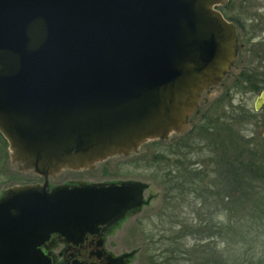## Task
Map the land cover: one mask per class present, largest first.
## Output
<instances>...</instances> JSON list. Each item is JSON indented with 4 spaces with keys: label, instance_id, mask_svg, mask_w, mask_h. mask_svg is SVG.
<instances>
[{
    "label": "water",
    "instance_id": "obj_1",
    "mask_svg": "<svg viewBox=\"0 0 264 264\" xmlns=\"http://www.w3.org/2000/svg\"><path fill=\"white\" fill-rule=\"evenodd\" d=\"M224 1L0 0V134L44 178L0 197V264H66L44 252L53 235L77 245L143 203L133 183L46 180L185 128L235 58ZM98 246L97 262L68 264H125Z\"/></svg>",
    "mask_w": 264,
    "mask_h": 264
},
{
    "label": "rangeland",
    "instance_id": "obj_2",
    "mask_svg": "<svg viewBox=\"0 0 264 264\" xmlns=\"http://www.w3.org/2000/svg\"><path fill=\"white\" fill-rule=\"evenodd\" d=\"M243 1L233 0L227 12L223 11L226 0L217 7L224 18L244 24L247 34H240L236 28L237 48L229 71L200 93L182 131L147 140L126 155L109 156L78 169L64 168L47 177L49 185L81 180L95 184L133 183L143 187V203L129 210L102 241L107 254H128L125 264H150L155 256L161 262L166 255L164 250L171 248V244H178L171 249V255L177 260L185 254L193 258L199 250H215L229 260L242 259L250 247V252L264 259L263 184L245 179L237 187L230 180L226 165L223 175L212 171V162L218 161L220 154L224 155L227 150L231 157L233 153L228 141L224 143L223 139L231 134L225 122V116L231 113L230 104L250 110L251 116L244 122L239 120L236 132L252 140L261 158L256 162L264 166V102L258 111L254 109L256 98L264 91V0H246L248 5ZM234 10L239 15L232 13ZM255 67L263 78V87L255 92L235 87L239 73ZM236 127L229 128L235 132ZM215 176L229 177L216 181ZM43 183V177L32 169H23L13 159L7 145H0V196L13 186ZM185 228L203 232L186 234L192 232ZM234 229L245 235L246 242H238L237 236L233 237Z\"/></svg>",
    "mask_w": 264,
    "mask_h": 264
},
{
    "label": "trees",
    "instance_id": "obj_3",
    "mask_svg": "<svg viewBox=\"0 0 264 264\" xmlns=\"http://www.w3.org/2000/svg\"><path fill=\"white\" fill-rule=\"evenodd\" d=\"M222 10V8H219ZM223 11H225V8L223 7ZM226 17V16H225ZM263 78L260 77V74L257 73V67L253 68L252 70H243L241 74L239 73V76L237 80L234 82L235 87H240L242 89H250L253 92L258 91L261 89ZM249 85V86H248ZM231 113L226 117L225 122L228 123L226 129H228L231 134H227V137H223L224 143L228 141L227 145L229 146V149L233 151L232 156L230 157L227 154V150H225L224 155L220 154V158L218 161H213L212 164V171L216 172L218 175H223L224 170L226 169L225 165L227 166L228 172L230 171L231 176L230 180L233 182V184H238L237 187L243 183V180L245 179H251L258 184H263L264 186V166H260L259 163L256 162V160L259 162V159L261 158L257 154L258 152L255 151L256 146L252 145V140H246L243 136H241L239 133L237 134L238 128L236 126L239 125V120L241 122H244L247 120V116H249L248 109H245L243 106H233L229 105ZM251 116V115H250ZM223 117L219 116V119ZM244 120V121H243ZM238 124V125H237ZM229 127H236V130L234 132L233 128ZM211 129V128H210ZM228 131V133H229ZM0 145L2 147L6 146L5 140L0 135ZM246 153V155H245ZM224 157V159H223ZM256 163V164H255ZM226 170V172H227ZM239 173H241V176H237ZM244 175V176H243ZM246 175V176H245ZM223 177V178H222ZM229 176H215L216 181L219 179L224 181L225 178H228ZM190 228V227H189ZM186 231H190L192 233H186V234H198L201 235L203 231H200V229L196 230V232H193L194 229H187ZM183 229V231L185 230ZM233 237L237 236V239H239L238 242H244L245 235H240V231L237 229L233 230ZM211 233V232H210ZM235 233V234H234ZM214 234V233H213ZM213 237V235L211 234ZM246 242V241H245ZM178 244H171V248L164 250L166 255H163V260L161 262L158 261L159 256H155L151 258L150 264H264L263 256L259 255L256 256L253 252H250L251 247L244 252V257L242 259H233L229 260L227 258H222V256L215 253V250L213 251H204L199 250L198 254L195 255V257H187V254H185V257L182 256L181 260L175 259V256H172L171 249L172 247L176 246ZM207 246L210 248H213L211 244L207 243ZM197 246L196 244L192 247L194 248ZM207 249H209L207 247ZM210 250V249H209ZM160 259V258H159Z\"/></svg>",
    "mask_w": 264,
    "mask_h": 264
},
{
    "label": "flooded vegetation",
    "instance_id": "obj_4",
    "mask_svg": "<svg viewBox=\"0 0 264 264\" xmlns=\"http://www.w3.org/2000/svg\"><path fill=\"white\" fill-rule=\"evenodd\" d=\"M246 1V0H245ZM243 3L247 4V1ZM233 0H226L225 2V11L227 12L230 11L229 9L232 5ZM227 9V10H226ZM235 15H239L237 11L234 10ZM228 21L232 22L233 27L236 31V28H238L240 34H247L245 30V25L241 24L239 21H236L232 18L226 17ZM234 20V21H233ZM240 20V19H239ZM262 30L264 31V25L262 26ZM264 33V32H262ZM79 182H84L81 180H76V181H67L61 184H56V185H49L47 182V188L51 189L56 186L60 185H77ZM87 183V182H84ZM113 183H120V182H113ZM87 184H95V183H87ZM105 184V183H104ZM6 193V192H5ZM4 195V194H3ZM1 195V196H3ZM0 196V197H1ZM129 212V211H128ZM114 226V225H112ZM105 228V230L102 233H93V234H86L83 238V240L78 243L77 245H72L71 243H65L63 242L62 238L58 235H53L51 238L53 239L54 243L52 247L46 249L44 252L49 253L55 263H70L72 260H78V261H84V262H89V261H95L97 262L96 259V252L98 250V243L99 241L102 242L104 235L107 233V231L112 227ZM59 246L60 249L56 251L55 247Z\"/></svg>",
    "mask_w": 264,
    "mask_h": 264
}]
</instances>
